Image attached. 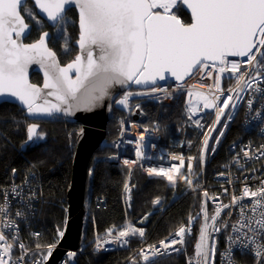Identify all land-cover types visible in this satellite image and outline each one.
<instances>
[{"label":"snow or ice","instance_id":"1","mask_svg":"<svg viewBox=\"0 0 264 264\" xmlns=\"http://www.w3.org/2000/svg\"><path fill=\"white\" fill-rule=\"evenodd\" d=\"M71 6L78 12L79 35L76 45L79 52L73 60L61 66L56 53L48 47L49 32L43 31L38 40L24 43L32 27L25 17L39 25L44 20L36 10L43 14L51 26L62 33L64 50L68 52L70 49L65 25ZM182 7L190 10V23H185L177 14ZM229 57L246 59L234 62ZM209 62L212 66H218L220 74H238L235 88L228 89V92H237L236 99L240 98V91L252 86L253 81H264V0H33L32 7L28 6L27 0H0V96L14 97L26 107L30 115L74 116L77 112H92L106 98H112L117 86L125 91L114 102L127 108L134 95L167 93L166 88L157 85L158 81H164L169 76L176 81H184L193 73L208 69ZM241 63L252 66V72H241ZM32 64H38L43 70V88L28 80V69ZM211 74L207 72V75ZM246 76L248 80H245ZM132 84L151 87L138 92L127 90ZM213 87L216 91L211 94V98L200 92L195 95L203 101L204 109H215L214 123L219 124L225 109L235 107V104L230 103L234 97L226 95L221 100L224 90L221 89L219 75L215 78V84L209 86L210 91ZM255 91L264 94V88L257 87ZM188 95L193 93L190 91ZM49 97H54L55 102ZM248 106L251 110L252 99L248 100ZM189 110L196 111L194 107ZM254 119L264 123V110L257 111ZM196 123L203 127L199 121ZM37 129L38 125L34 123L27 126L26 142L45 139V134ZM211 130L216 129L213 127ZM79 135H83V129ZM144 139L143 134L138 137L135 151L137 159H125L124 164L131 166L138 161L152 159L144 151ZM208 139L206 134L201 150L202 160L203 152L208 149ZM244 155L248 156L249 153L245 152ZM158 159L163 161L165 157ZM170 159L178 160L179 164L147 166L146 174L164 179L172 187H176L183 177L190 187L195 188L191 178V161L195 158H188L187 175L182 172L185 166L183 156L173 155ZM15 171L13 169V173ZM18 187L12 188L15 196L20 195ZM130 190L126 183L125 191ZM203 195L207 197L208 193L205 191ZM245 198L250 200V209L248 204L242 203ZM3 199L4 202L0 203V264H13L11 253L15 246H19L24 253L15 264H24V257L29 250L19 242L18 225L9 216L7 192L3 193ZM159 203L160 197H156L153 204ZM236 205H240V219L231 226L236 235L227 237L228 247L220 253L221 264H235L234 251L237 250L241 254L250 252L255 264H264V180H261L256 190L245 185L241 196L233 195L229 204H220L211 216L206 202L203 203L201 212L196 217L189 216L188 225H181L177 229L175 237L179 239L162 240L159 248L149 245L147 249H141V259L145 264H152L158 256L170 254L169 250L180 251L174 246L184 244L185 235L191 234L193 224L202 214L203 222L194 246V255L188 258L187 264H216L217 247L213 233L220 232L221 227H228L227 222L218 227V218L225 209ZM246 209L251 211V216ZM16 216L21 217L23 213L17 211ZM5 229L17 234L9 240ZM114 230L108 229L107 235L112 236ZM115 231L117 234L112 238L113 241L125 244L129 236H144L142 228L137 229L131 225ZM33 235L39 237L40 234ZM63 236L64 232L58 228L53 243L37 244V249L43 248L46 251H42L41 258L33 264H45ZM109 242L112 241L105 240L103 243ZM96 247L97 250L102 247L99 237ZM68 255L74 257L76 254ZM132 264L137 262L133 260Z\"/></svg>","mask_w":264,"mask_h":264},{"label":"trees","instance_id":"2","mask_svg":"<svg viewBox=\"0 0 264 264\" xmlns=\"http://www.w3.org/2000/svg\"><path fill=\"white\" fill-rule=\"evenodd\" d=\"M27 4L32 6L29 1ZM177 14L185 23H190V17L183 8ZM66 21L65 27L70 50L65 52V41L60 31L56 35L53 34L48 42L49 48L56 53L62 65L73 60L77 54V49L73 45L78 35L77 15L73 9L68 10ZM43 30L52 31L45 23L42 28L32 26L31 34L25 39V43L36 41ZM31 82L40 85V76L32 74ZM142 107L150 118H155L160 113L159 134L165 148L172 152H183V143L187 146L196 140L198 132H195V126L185 113L183 95L169 104L154 105L149 103ZM116 112L114 108V118ZM114 118L106 127L105 146L100 147L94 153L88 168L87 183L90 180V200L84 205V227L80 241L83 256L77 258L75 264H125V260L131 253H97L92 249V243L96 236L110 228L122 230L126 220L121 203V192L128 170L112 166L108 162L109 156L113 154L109 144L116 136ZM238 122L239 117L237 116L231 125V131L227 135L226 141L232 139ZM29 124L31 122L18 106L9 103L0 104V184H7L10 181L13 169L16 170V179L22 181L25 177H29V184L34 191L29 186H27V190L31 195L34 194L32 197L35 199L31 222L35 228L41 230L40 238L27 237L28 234H25L24 239H28V246L32 247L37 244L53 243L57 236V229L63 230L66 215V193L71 179L76 133L79 131L80 125L60 118L40 122L38 123L40 125L38 132H43L45 139L25 146ZM70 133L71 138L69 137ZM224 146L225 143H221L216 153L209 156L206 169L208 176L213 174L218 165L223 162ZM90 169L92 170L91 175H89ZM184 183L185 181L182 179L176 188H172L164 181L150 180L138 171L133 172L131 178L132 209L128 219L131 226L144 230V236L140 237L138 234L129 236L132 249L141 242L151 245L159 243L176 232L181 225H185L190 214L198 210L200 207L199 196L187 195L184 191ZM156 197H160L159 204H153ZM95 198L104 200L105 204L96 205ZM163 205H167L164 213L157 211L152 213L148 219L145 218L147 213L160 209ZM28 211L30 212L31 209ZM115 230L113 232L117 233ZM198 234L199 224L197 223L192 236L185 243L184 253L161 258L152 264H187L188 258L194 255Z\"/></svg>","mask_w":264,"mask_h":264},{"label":"built area","instance_id":"3","mask_svg":"<svg viewBox=\"0 0 264 264\" xmlns=\"http://www.w3.org/2000/svg\"><path fill=\"white\" fill-rule=\"evenodd\" d=\"M230 61L240 62L246 58L241 57H229ZM202 72H195L191 78L182 83V87H178L181 84L175 85H166L159 86L166 88L167 93H156L151 96H132L130 98L129 107L124 108L120 105L114 103V108L116 109V115L112 117L115 120V138L109 144L110 148L113 150V154L108 159L110 165L125 168L128 170L127 178L124 182V186L121 192V203L125 215V223L123 229L131 225L128 215L132 209V197L133 189L131 187V178L134 171H138L141 175L145 176L150 180H161L164 181L169 187H172L167 183L166 180L156 177H149L146 174L145 168L147 166H153L163 163L165 166L170 164H179V161H173L170 159L171 156H183L185 160V166L182 169V172L187 175V165L189 163L188 158L194 157L195 159L191 161L193 165V172L191 178L193 179L196 187H190L186 180L184 179V191L187 195L190 196H199L200 198V207L198 210L193 211L190 216L196 217L198 213L201 212V206L206 202L207 211L209 216L214 214V210L220 204H229L232 200V196H241L242 190L247 185L252 190H256L260 187L261 180H264V123L260 119H254L257 111L264 110V94L255 91L257 87L264 88V81H253L251 87H245L244 91L238 93L239 99H236L237 92H228V89L235 88L236 86V75L225 72L220 74L218 72V66H212ZM248 70L252 72V66L247 65L246 63H241V72ZM207 72H211V76L207 75ZM220 76V86L224 90V95H221V100L225 98L226 95H232L234 99L230 102L235 104L234 108L225 109V114L221 117L219 124H215V109H204L203 101L201 100V106L197 110L196 114L198 115L199 124L203 125L200 127L196 124L194 126L197 129L196 140L191 145H183V152H172L169 149L165 148L161 142V137L159 134L160 129V113L156 117H148L144 112V104H169L172 101L184 96V109L187 115L189 116L188 110L191 108L189 104V95L191 91L194 95L196 92L203 93L208 95L211 98V94L215 93V88L213 87L210 91L209 86L215 84L216 76ZM249 78L246 76L245 80ZM128 90L133 92L145 91V90H133L129 88ZM170 93V95H169ZM219 94V93H216ZM123 94L119 95L122 96ZM196 96V95H195ZM118 97V98H119ZM197 97V96H196ZM253 100V107L250 110L248 106V100ZM137 100V104L134 105L132 102ZM139 105V107H137ZM239 117V122L236 126V130L233 132L232 139L226 141V137L230 134V128L236 117ZM190 117V116H189ZM208 117V120L204 122V118ZM54 118H51L53 120ZM204 122V124H203ZM226 125V126H225ZM215 127V131L211 129ZM147 129V131H145ZM220 132H223V135H220ZM143 134L145 137L142 142L145 147L144 151L148 156H151V160L138 161L133 165L124 164V160H136L135 155L136 143L138 137ZM208 139V149L203 152V160L201 159L202 155V146L205 137ZM217 138L219 142H217ZM131 142V143H130ZM221 143H225L224 146V160L218 165L216 171L213 174L208 176L206 174L207 162L209 156L216 153L218 146ZM105 144V141L102 143ZM103 146V145H102ZM214 149V151H213ZM248 152L249 155L245 156L244 153ZM164 156L163 161L158 158ZM143 165V166H142ZM181 177L176 185L181 183ZM129 185L131 189L130 192L125 191V184ZM14 186H19L17 191L20 193L19 196H15L12 193V188ZM27 186L31 189V184H29V177H25L22 181L15 178V173H11V179L6 185L0 184V203L4 202L3 193H8V203H9V216L11 219L16 221L18 225V237L19 242L23 243L26 248L29 250L27 255L24 257V264H33L34 261L39 260L40 253L46 251V249H37L36 245L30 247L28 246V239H24L25 234H28L27 237H36L33 234L39 233L41 237V230L34 227V224L31 222L33 215L31 212L34 209V200L32 195L28 193ZM172 187V188H176ZM33 189V187H32ZM31 189V190H32ZM225 189L227 191H225ZM34 191V190H32ZM208 193V196L203 195L204 192ZM35 193V192H33ZM218 198V199H214ZM95 204H105V201L99 198H95ZM243 204H248L250 209V200L245 198L242 201ZM167 208V205H163L160 209L153 210L145 215V218H149L150 215L154 212L160 211L164 213ZM28 209H31L29 212ZM249 209H246L248 215L251 216L252 213ZM20 211L23 213V216L17 217L16 212ZM230 213V214H229ZM240 219V205L233 206L231 209H225L221 217L218 218L217 226L221 227L223 222H227L228 227L225 229L221 227V231L218 233H213V236L216 241L217 255H216V264H221L220 253L224 252L228 247L227 237L229 235H236L232 232V225ZM189 220V217H188ZM188 220L185 225H188ZM203 222L202 214L197 218L196 222L192 226L191 234H186L184 237V244H177L174 247L180 249V251L169 250L170 254L160 255L153 262L161 258H165L172 255H180L186 250V241L190 238L194 232L195 226L198 223L199 228ZM145 224V222H143ZM108 230V229H107ZM107 230H105L101 235L96 236L92 243V249L97 253H110V252H131L128 258L125 260V264H132V261L135 260L137 264H145L141 259L140 250L147 249L149 243H139L135 248L132 249V242L127 237L128 242L125 244L122 241H113V237L117 233H112V236L107 235ZM5 234L11 240L13 235H16V232L5 229ZM199 235V234H198ZM57 237V236H56ZM102 244V247L97 250V238ZM179 239L175 237V232L170 236L166 237L164 240ZM105 240L112 242L103 243ZM157 248L160 247V243L155 244ZM24 255L23 250L19 246H15L12 249L11 258L13 264H15L18 257ZM76 256L82 257L83 252H77ZM234 260L235 264H255L254 256L250 252L241 254L238 250L234 251ZM75 261L73 258L66 256L58 264H73ZM152 262V263H153Z\"/></svg>","mask_w":264,"mask_h":264},{"label":"water","instance_id":"4","mask_svg":"<svg viewBox=\"0 0 264 264\" xmlns=\"http://www.w3.org/2000/svg\"><path fill=\"white\" fill-rule=\"evenodd\" d=\"M28 1L31 2V4L33 5V0H27V2ZM70 9H73L76 12L77 21H78L77 10L75 9L74 6H71ZM183 9L189 15L190 22H191L190 10H187L186 8H183ZM36 11L38 15L41 16V19L44 20V23L49 28L54 29L51 26L50 22H48L46 18L43 17V14H40L38 10ZM77 28H78V22H77ZM31 31H32V27L30 29L29 34H27L26 37L24 38V43H25V39H27L29 35L31 34ZM46 31L50 33V36L48 39V42H49L52 35L49 30H46ZM78 35H79V28H78ZM78 35H77V39H78ZM73 45L77 49V53H78L79 49H78V46L76 45V41L73 43ZM66 64L64 65L60 64V65L65 66ZM209 64H211V62H209ZM32 74H37L40 76L41 78L40 85L31 82ZM191 76L186 77L184 81H176L175 78L169 76V78L164 81H158L157 85L166 86V85L182 84L185 81H187L189 78H191ZM28 80L31 84H34L40 88H43L44 73L38 64H32L29 66ZM149 87H151V85L132 84L130 86V88H133L134 90H147V88ZM44 91L47 92L48 90L44 89ZM124 91L125 89H121L119 86H117L113 90L112 98L111 99L106 98L103 101L102 105L96 108L92 112H88V113L77 112L74 116H64L62 114H57L51 117L42 116V115H35V116L30 115L27 112L26 107L23 106L14 97L0 96V104L9 103V104L18 106L21 110L24 111L26 118L31 122V124L34 123L38 125L37 131H39V128H40V125L38 123L49 121L51 120V118H60V119L67 120L69 122H76L78 125H80V129L76 133L75 151H74L73 160H72L71 179H70V184L68 186L67 193H66V206L67 207H66L65 227L63 231L64 236L60 239L52 256L49 257V259L46 261L45 264H57L64 255L67 256L68 253H75L79 249V245H80V241L82 237L83 219L85 215L84 203H85V191H86L88 168H89L90 161L94 153L101 147L102 143L105 141L106 127L113 117V107L115 103L114 101L118 99L119 95H121ZM49 99L55 102L54 97H49ZM81 129H83L82 136L79 135V132ZM31 143L32 142H25V146H29Z\"/></svg>","mask_w":264,"mask_h":264},{"label":"rangeland","instance_id":"5","mask_svg":"<svg viewBox=\"0 0 264 264\" xmlns=\"http://www.w3.org/2000/svg\"><path fill=\"white\" fill-rule=\"evenodd\" d=\"M33 6V5H32ZM31 6V7H32ZM26 18V20L34 27V28H42L43 27V25H44V23H41V24H39V25H37V24H35L33 21H31V19L29 18V17H25ZM52 31H51V35H56V34H58V30L57 29H51ZM43 31H46V30H43ZM43 31H41V32H43ZM41 32H40V34H41ZM40 36V35H39ZM50 41V40H49ZM133 89V88H132ZM134 90V89H133ZM123 94V93H122ZM189 100L191 101V108H195L196 109V111L195 112H193V111H190V110H188V113H189V116L187 115V113H186V115H187V117L189 118V121L194 125V124H196V122L198 121V115L196 114V112H197V110L200 108V106H201V100L198 98V97H196L194 94L193 95H191V96H189ZM134 105H136L137 104V100H134L133 102H132ZM208 120V117H205L204 118V122H206ZM204 122H203V124H204ZM191 124V125H192ZM200 128V127H199ZM195 129H196V127H195ZM195 132H197V129H196V131ZM103 146H105L104 144H102ZM102 145H101V147H102ZM111 156H109V158H110ZM108 158V159H109ZM90 180L88 181V183H87V185H86V198H85V203H84V205L90 200Z\"/></svg>","mask_w":264,"mask_h":264},{"label":"bare ground","instance_id":"6","mask_svg":"<svg viewBox=\"0 0 264 264\" xmlns=\"http://www.w3.org/2000/svg\"><path fill=\"white\" fill-rule=\"evenodd\" d=\"M94 156V155H93ZM93 158V157H92ZM91 162V161H90ZM7 184H8V182H7ZM1 185H6L5 183H3V184H1ZM86 185H87V182H86ZM85 193H86V191H85ZM67 207V206H66ZM66 213V212H65ZM84 217H85V215H84ZM65 221H66V215H65V220H64V227H65ZM64 227H63V230L62 231H64ZM83 227H84V219H83ZM82 232H83V228H82ZM55 241V240H54ZM77 252H82L81 251V248H80V245H79V249L75 252V254H77ZM67 256H69V255H67ZM66 256L64 255L61 259H60V261L59 262H61V260L62 259H64ZM71 258H73L74 259V261H76L77 260V258H81V257H78V256H74V257H71ZM58 262V263H59ZM46 263V262H45ZM57 263V264H58Z\"/></svg>","mask_w":264,"mask_h":264},{"label":"clouds","instance_id":"7","mask_svg":"<svg viewBox=\"0 0 264 264\" xmlns=\"http://www.w3.org/2000/svg\"><path fill=\"white\" fill-rule=\"evenodd\" d=\"M113 109H114V107H113Z\"/></svg>","mask_w":264,"mask_h":264}]
</instances>
